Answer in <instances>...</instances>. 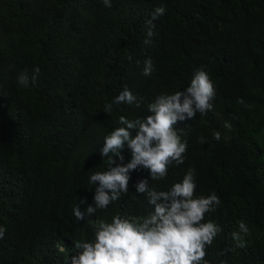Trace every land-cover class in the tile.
I'll return each instance as SVG.
<instances>
[{"label":"trees","instance_id":"obj_1","mask_svg":"<svg viewBox=\"0 0 264 264\" xmlns=\"http://www.w3.org/2000/svg\"><path fill=\"white\" fill-rule=\"evenodd\" d=\"M160 6L166 12L149 38L147 21ZM200 69L213 82L214 107L175 125L184 162L160 180L132 171L127 194L78 221L77 205L94 206L90 176L109 167L101 149L120 116L146 117L149 103L186 89ZM21 73L28 87L18 84ZM125 86L139 107L114 103ZM122 155L117 165L131 160L127 143ZM189 170L194 197L220 199L203 220L222 229L205 260L264 264V0H0V264H64L76 241L94 240L97 219L153 210L139 181L167 191ZM241 222L248 231L237 242Z\"/></svg>","mask_w":264,"mask_h":264},{"label":"clouds","instance_id":"obj_2","mask_svg":"<svg viewBox=\"0 0 264 264\" xmlns=\"http://www.w3.org/2000/svg\"><path fill=\"white\" fill-rule=\"evenodd\" d=\"M103 4L111 7L112 0H103ZM165 12L163 6L154 9L147 21V37L154 35L153 21ZM144 43L150 44L151 40L145 39ZM39 71V67L34 69L32 82H35ZM152 71V60L148 59L142 74L150 76ZM17 80L19 85L29 86L27 73H21ZM215 94L208 73L200 69L186 89L160 95L149 103L150 114L146 117L129 120L120 116L118 123L121 126L105 137L101 149L102 157H109V167L90 176L89 184L96 186L94 206L89 205L82 211L77 205L73 209L74 217L78 221L90 218L98 210L106 209L111 202L119 200L122 194H127L132 171L148 169L153 181L165 178L168 166L173 162L182 164L187 145L181 141L175 125L185 119H194L197 113L206 115L214 107L212 101ZM114 103H135L139 107L141 101L125 86ZM239 103L244 101L241 99ZM105 112L111 114L112 104L105 105ZM223 127L229 131L232 129L227 121ZM133 130L136 131L134 137ZM214 138L219 141L221 133L214 132ZM125 143L131 150V160L117 165L116 157L124 160L122 149ZM194 175V170H189L182 182L175 183L167 191L150 188L147 179L139 181L136 191L147 195L153 210L142 218L117 215L111 222L97 219L93 225L94 240L76 241L74 254L67 256L64 264H209L205 260L206 247L212 245L222 229L213 222L203 220L206 213L214 211L220 204V199L214 192L206 197H194ZM239 229L240 232L232 233L233 240L237 242L241 232L248 231L243 222L239 224ZM5 232V227L0 226V238ZM239 246L237 243L236 247Z\"/></svg>","mask_w":264,"mask_h":264}]
</instances>
